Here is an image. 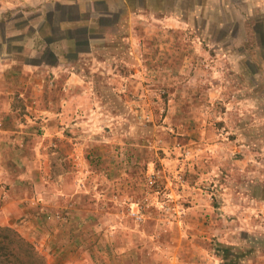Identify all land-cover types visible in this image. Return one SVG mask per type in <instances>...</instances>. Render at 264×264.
<instances>
[{
    "label": "rangeland",
    "instance_id": "1",
    "mask_svg": "<svg viewBox=\"0 0 264 264\" xmlns=\"http://www.w3.org/2000/svg\"><path fill=\"white\" fill-rule=\"evenodd\" d=\"M26 3L37 27L55 10ZM188 3H163L178 23L139 18L74 60L55 124L68 152L46 176L66 192L37 205L56 228L33 241L45 264H264V0Z\"/></svg>",
    "mask_w": 264,
    "mask_h": 264
},
{
    "label": "crops",
    "instance_id": "2",
    "mask_svg": "<svg viewBox=\"0 0 264 264\" xmlns=\"http://www.w3.org/2000/svg\"><path fill=\"white\" fill-rule=\"evenodd\" d=\"M42 1L55 5V10L44 12L37 27L22 20L26 0H0V226L14 230L33 246L34 239L43 246L51 244L56 232V228L42 229L38 200L55 211L59 207L55 201L66 192V184L57 191L46 176L51 154L68 152L55 124L71 105L74 60L94 56L99 42L117 41L125 25L139 18L151 17L170 26L180 16V10L162 11L166 0ZM152 1L158 4L151 7ZM202 1L188 0V7L197 9ZM172 2L174 9H180L182 0ZM9 10L20 18L18 23L4 15ZM126 35L130 34L123 32L119 39L127 40ZM58 83L63 92L54 97ZM60 170L59 178L68 180L69 171Z\"/></svg>",
    "mask_w": 264,
    "mask_h": 264
},
{
    "label": "trees",
    "instance_id": "3",
    "mask_svg": "<svg viewBox=\"0 0 264 264\" xmlns=\"http://www.w3.org/2000/svg\"><path fill=\"white\" fill-rule=\"evenodd\" d=\"M223 255L233 257L227 249ZM0 264H45L34 246L14 230L0 226Z\"/></svg>",
    "mask_w": 264,
    "mask_h": 264
},
{
    "label": "built area",
    "instance_id": "4",
    "mask_svg": "<svg viewBox=\"0 0 264 264\" xmlns=\"http://www.w3.org/2000/svg\"><path fill=\"white\" fill-rule=\"evenodd\" d=\"M132 215L135 217V219H138V216H136V214L132 213Z\"/></svg>",
    "mask_w": 264,
    "mask_h": 264
}]
</instances>
